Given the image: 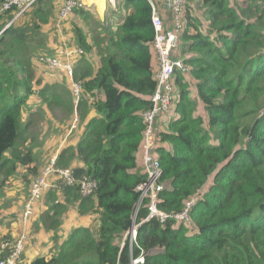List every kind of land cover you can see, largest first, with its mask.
<instances>
[{
    "label": "trees",
    "instance_id": "trees-1",
    "mask_svg": "<svg viewBox=\"0 0 264 264\" xmlns=\"http://www.w3.org/2000/svg\"><path fill=\"white\" fill-rule=\"evenodd\" d=\"M186 1L176 55L187 71H177L175 112L158 127L157 153L167 184L160 207L180 212L195 195L197 202L190 211L191 228L172 219L144 222L134 255L141 249L150 252L145 264H264V0ZM119 2L116 26L102 24L92 42L74 24L83 50L74 67L81 91L65 107L86 123L80 142L65 145L56 165L72 169L77 182L60 181L58 189L49 191L39 218L58 237L64 214L77 204L79 214L98 216L99 225L96 230L76 228L56 254L21 264L131 261L121 244L134 222L137 186L147 179L140 151L143 114L157 86L155 29L147 0ZM55 3L38 0L8 27L18 9L0 12V170L11 162L9 153L29 161V153L16 155L27 128L23 106L36 92L33 43ZM73 12L94 20L86 7ZM94 54L97 62L91 59ZM54 102L64 104L59 96L49 105ZM92 111L96 115L88 118ZM86 177L97 182L90 196L81 194ZM147 214L142 207L137 221Z\"/></svg>",
    "mask_w": 264,
    "mask_h": 264
},
{
    "label": "built area",
    "instance_id": "built-area-1",
    "mask_svg": "<svg viewBox=\"0 0 264 264\" xmlns=\"http://www.w3.org/2000/svg\"><path fill=\"white\" fill-rule=\"evenodd\" d=\"M38 0H3L0 2V12L17 8L16 16L7 24H12L21 14L26 12ZM152 7V22L155 29L153 40V50L156 56L155 78L157 80L156 89L151 96L152 106L144 112L143 119L145 122V130L141 145V162L147 179L137 186L139 191V201L134 213V222L131 228L124 234L121 244V251L124 248L129 249L131 261L129 264H145L147 256L150 252L141 249V252L135 256L134 248L138 245L139 229L144 222L158 220L161 224H165L168 220H174L175 223L184 224L191 228L192 219L190 211L197 202V195L187 201L185 208L180 212H167L160 207V193L167 188V184L163 182V168L157 153L158 143V127L162 120L168 115L173 114V101L175 99V75L177 71H187L183 59L176 56L178 40L185 29V12L186 0H147ZM81 0H65L59 12V21L68 19L74 9L81 7ZM164 6L171 13L169 27L164 23L161 15L160 7ZM61 56L51 57L47 59L50 69H60L71 80L72 85L77 88L74 90L75 96L78 98L81 91V84L74 82V67L77 56L83 54L80 47H65L61 52ZM75 126V125H74ZM57 156L52 159V166L48 167L41 173L31 186L30 197L26 203L25 210L21 215L24 221L31 217L35 204L48 191L57 188L55 182L63 181L68 185L77 182L72 169L56 168ZM56 174V178L55 175ZM97 182L88 177L81 181V193L83 196H90L95 192ZM202 194V192H201ZM146 208L147 216L141 221H137V217L141 208ZM28 222V221H27ZM24 235L16 244L15 248L9 254L3 255L10 243L2 242L0 248V264H18L20 255L23 251V241L26 239Z\"/></svg>",
    "mask_w": 264,
    "mask_h": 264
},
{
    "label": "rangeland",
    "instance_id": "rangeland-1",
    "mask_svg": "<svg viewBox=\"0 0 264 264\" xmlns=\"http://www.w3.org/2000/svg\"><path fill=\"white\" fill-rule=\"evenodd\" d=\"M46 34L42 31V34L37 37L38 41L33 43L36 92L29 96L23 106L22 121L27 128L23 130L16 155L24 156L29 153V161L28 163L22 162L9 153L8 157L11 158V162L0 170V248H2L3 241H8L10 245L3 252V255H7L8 250L15 248V245L25 235L19 264L26 259L28 253L32 255L37 251L40 243L42 244V238L37 236L36 223L42 214V205H46V196L49 191L37 201L27 222L21 219V215L30 197L31 186L46 168L52 166V159L58 156L65 145L75 143L83 124L82 119L80 121L78 116H71L65 107L71 95L74 100H78L73 94L77 88L74 89L70 83L71 80L63 71L50 69L47 62L48 58L60 57V52L65 47L56 51L59 44L56 43L55 47L48 45L50 38ZM42 89H44L45 96L41 95ZM54 96H59L64 104L56 105L54 102V106H50V100L52 101ZM29 121L32 122L28 124ZM55 167L58 168L56 164ZM54 176L56 178V174ZM59 183L60 181L57 180L56 186ZM56 189L58 187L52 190ZM76 208L77 204H71L69 212ZM259 212L256 211L253 216L255 214L257 216ZM64 217L63 220H65ZM49 243L45 242L42 245L48 246Z\"/></svg>",
    "mask_w": 264,
    "mask_h": 264
},
{
    "label": "crops",
    "instance_id": "crops-1",
    "mask_svg": "<svg viewBox=\"0 0 264 264\" xmlns=\"http://www.w3.org/2000/svg\"><path fill=\"white\" fill-rule=\"evenodd\" d=\"M55 1L56 3L54 5V12L51 16V19L49 20L48 23H46L43 26L42 31H45L47 33L46 35L50 38L48 45L55 47L57 46L56 43L59 44L56 51L64 47L75 48V46H77L75 40V33H74L75 23H77L85 30V32L87 33L86 34L87 38L91 42L93 41V36L97 35L100 32V28L102 24L109 23L110 25L116 26V23L119 20V14H120L119 10H122V6H123V4H120L119 0H81V3H83L82 6L90 9V12L94 17L93 21H89L86 18L84 19L75 12L70 14L68 19L59 21V12L65 0H55ZM160 11L165 25L169 27L171 20L170 11L162 5L160 7ZM179 43L180 41L178 40V46ZM176 56L178 57V55ZM91 59L93 60L95 59V61L97 62L99 58L96 54H94L93 57H91ZM153 65H155L156 67L155 54L153 57ZM95 115L96 113L92 111L89 114L88 118L93 117ZM85 123L83 121V124L81 125V131L77 136L75 143H73L72 145L76 146L83 137ZM45 209H47V206L43 204L41 213ZM69 210L67 211L68 214L65 213V217H64L65 220H63V224L61 225L59 231L57 232L58 237H56L55 231L44 229L41 226L40 220H38V223H36V227H37L36 231H38L37 236L38 237L40 236L42 238L41 239L42 244L45 242H50V243L48 244V246H43L40 243L35 253H33L32 255L29 253L27 254L26 259L24 260L25 263L31 262L39 255L56 254L59 250V246L65 240H67V238L76 228L87 227L96 230V228L98 227L99 225L98 216L93 214L81 215L78 212V208L70 212Z\"/></svg>",
    "mask_w": 264,
    "mask_h": 264
}]
</instances>
